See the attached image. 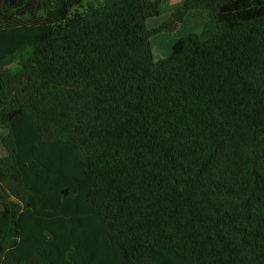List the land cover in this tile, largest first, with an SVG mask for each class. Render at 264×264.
Returning <instances> with one entry per match:
<instances>
[{
  "label": "trees",
  "instance_id": "16d2710c",
  "mask_svg": "<svg viewBox=\"0 0 264 264\" xmlns=\"http://www.w3.org/2000/svg\"><path fill=\"white\" fill-rule=\"evenodd\" d=\"M83 1L0 0V264H264V0Z\"/></svg>",
  "mask_w": 264,
  "mask_h": 264
},
{
  "label": "rangeland",
  "instance_id": "374dc122",
  "mask_svg": "<svg viewBox=\"0 0 264 264\" xmlns=\"http://www.w3.org/2000/svg\"><path fill=\"white\" fill-rule=\"evenodd\" d=\"M153 3L154 0H145ZM102 3V0H84L82 9L89 5L95 6ZM160 14L147 20L149 28H154L164 21L174 19L178 23V28L173 32H163L157 34L152 39V48L156 57H165L170 54L171 44L174 40L191 32H199L201 26L208 20L209 14L205 11H195L191 13L186 8V0H161L159 3ZM45 17L40 14L38 19ZM30 18H27L29 20ZM17 60L13 57H6L0 60V72L13 74L17 69ZM7 133L6 129H0V158L6 156V151L1 142V137Z\"/></svg>",
  "mask_w": 264,
  "mask_h": 264
},
{
  "label": "water",
  "instance_id": "95a60500",
  "mask_svg": "<svg viewBox=\"0 0 264 264\" xmlns=\"http://www.w3.org/2000/svg\"><path fill=\"white\" fill-rule=\"evenodd\" d=\"M63 192H64V194H65L67 191L64 190ZM4 209H5L4 206H0V211H3Z\"/></svg>",
  "mask_w": 264,
  "mask_h": 264
},
{
  "label": "crops",
  "instance_id": "0c3cea01",
  "mask_svg": "<svg viewBox=\"0 0 264 264\" xmlns=\"http://www.w3.org/2000/svg\"><path fill=\"white\" fill-rule=\"evenodd\" d=\"M174 41H175V40H174ZM174 41H173V42H174ZM173 42H172V43H173ZM171 45H172V44H171ZM157 58H164V57H159V56H158Z\"/></svg>",
  "mask_w": 264,
  "mask_h": 264
}]
</instances>
